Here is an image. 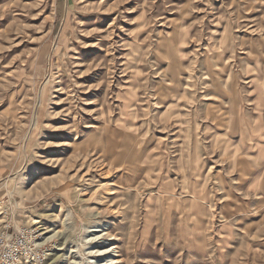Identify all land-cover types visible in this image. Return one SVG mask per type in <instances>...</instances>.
<instances>
[{"label": "rangeland", "instance_id": "1", "mask_svg": "<svg viewBox=\"0 0 264 264\" xmlns=\"http://www.w3.org/2000/svg\"><path fill=\"white\" fill-rule=\"evenodd\" d=\"M22 230L36 264H264V0H0Z\"/></svg>", "mask_w": 264, "mask_h": 264}, {"label": "built area", "instance_id": "2", "mask_svg": "<svg viewBox=\"0 0 264 264\" xmlns=\"http://www.w3.org/2000/svg\"><path fill=\"white\" fill-rule=\"evenodd\" d=\"M6 233H8L6 231ZM25 230L10 238L0 237V264H36L42 262L43 254L35 252Z\"/></svg>", "mask_w": 264, "mask_h": 264}, {"label": "bare ground", "instance_id": "3", "mask_svg": "<svg viewBox=\"0 0 264 264\" xmlns=\"http://www.w3.org/2000/svg\"><path fill=\"white\" fill-rule=\"evenodd\" d=\"M39 221H35V223H38ZM36 228H37V225H36ZM38 228H39V230H45L44 232H42V233H40V236H41V234H45L46 232H48V230H46V227H44L43 225H39L38 226ZM50 231V230H49ZM38 232V231H37ZM53 236V235H52ZM52 236H48V237H46V239H50ZM104 254V253H103ZM108 260H112L111 258L110 259H108ZM112 263H115V261H112ZM102 264V263H101ZM105 264V263H104ZM107 264V263H106ZM111 264V263H110Z\"/></svg>", "mask_w": 264, "mask_h": 264}]
</instances>
